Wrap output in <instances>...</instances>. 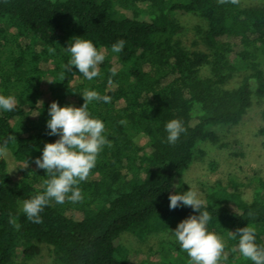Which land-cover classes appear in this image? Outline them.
<instances>
[{
	"label": "trees",
	"instance_id": "1",
	"mask_svg": "<svg viewBox=\"0 0 264 264\" xmlns=\"http://www.w3.org/2000/svg\"><path fill=\"white\" fill-rule=\"evenodd\" d=\"M178 13L204 21L195 28L197 38H180ZM77 36L105 55L100 75L91 81L75 66L62 67ZM118 40L125 45L114 53ZM47 61L53 66L43 71L39 65ZM46 73L52 102L60 106H82L86 89L111 97L110 103L88 104L90 114L103 121L109 144L79 184L83 199L50 200L39 214L42 223H33L22 211L23 201L42 193L49 178L35 160L45 143L59 139L47 127L51 103H38L37 80ZM77 76L81 80L71 84ZM0 94L16 101L13 111L0 110V147L6 144L22 165V177L14 182L0 156V264H28L44 255L52 264H127L121 233L142 239L199 215L182 203L169 207L195 145L216 142L214 126L238 123L253 96L264 97V3L0 0ZM172 119L185 128L175 144L167 142ZM201 199V210L211 216L207 227L227 235L222 264L251 262L232 251L239 239L232 232L248 224L264 246V177L257 178L249 198L215 183Z\"/></svg>",
	"mask_w": 264,
	"mask_h": 264
},
{
	"label": "clouds",
	"instance_id": "2",
	"mask_svg": "<svg viewBox=\"0 0 264 264\" xmlns=\"http://www.w3.org/2000/svg\"><path fill=\"white\" fill-rule=\"evenodd\" d=\"M220 3L229 0H219ZM237 3L238 0H230ZM125 45L124 40H118L112 45L114 53H120ZM70 59L63 65L65 71H71L75 66L79 73L91 81L100 75L99 65L104 61L105 55L99 51L91 40L81 36L73 37L72 43L67 47ZM54 52V48L49 49ZM113 70L112 75H115ZM84 104L80 107L73 105L60 106L53 101L49 107L50 119L47 127L50 135L59 134L55 142L45 143L42 157L35 160L37 167L46 170L49 177L44 181L45 190L23 201L22 211L27 219L33 223H42L40 212L54 200L63 204L66 199L78 202L83 199L79 184L85 181L94 168L99 153L103 147L109 144L104 135L105 125L99 118L93 117L88 111V104L92 101L111 102V97L101 96L95 90H85L82 93ZM16 106L15 98L0 94V110L13 111ZM185 131L179 119H172L166 124L167 142L175 144L180 134ZM6 147H0V156L6 154ZM190 185V184H189ZM171 209L181 205L190 206L199 215H191L177 225L174 234L180 247L187 253L189 264H221L224 255L225 244L223 239L215 232L208 230V223L211 220L208 211H202L204 203L198 191L190 188L186 192H176L169 196ZM17 230L20 228L14 219L10 220ZM255 228L248 225L238 228L233 233V238L238 239V249L241 256L253 262V264H264V246L256 243Z\"/></svg>",
	"mask_w": 264,
	"mask_h": 264
},
{
	"label": "rangeland",
	"instance_id": "3",
	"mask_svg": "<svg viewBox=\"0 0 264 264\" xmlns=\"http://www.w3.org/2000/svg\"><path fill=\"white\" fill-rule=\"evenodd\" d=\"M243 6H259L264 0H238ZM176 17L182 26L180 38L187 43L197 38L195 28L204 27V21L193 13H178ZM40 46H37L39 49ZM48 62V63H47ZM40 63L43 71L53 66L52 61ZM50 75L39 76L40 100L52 103ZM81 76L74 77L71 84L79 82ZM37 86V85H36ZM264 97L253 96L250 106L240 121L232 125H217L212 129L217 134L216 142H197L193 158L188 168L181 174V185L178 192H186L190 185L202 198L215 183L234 188L243 198H249L256 186L257 178L264 177ZM11 179L16 182L22 177L21 164L6 149L3 155ZM190 184V185H189ZM233 208V206H230ZM174 228L147 233L139 239L131 232H123L119 238L128 250L127 264H189L187 253L176 240ZM210 231V228H208ZM217 234V233H216ZM219 235L226 244L227 235ZM28 264H52L44 256L33 258ZM222 264V260H221ZM244 264H253V262Z\"/></svg>",
	"mask_w": 264,
	"mask_h": 264
}]
</instances>
